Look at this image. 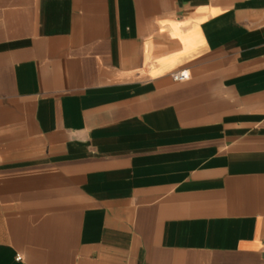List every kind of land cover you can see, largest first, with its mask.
Returning <instances> with one entry per match:
<instances>
[{
  "label": "crops",
  "instance_id": "0c3cea01",
  "mask_svg": "<svg viewBox=\"0 0 264 264\" xmlns=\"http://www.w3.org/2000/svg\"><path fill=\"white\" fill-rule=\"evenodd\" d=\"M263 243L264 0H0V264Z\"/></svg>",
  "mask_w": 264,
  "mask_h": 264
},
{
  "label": "built area",
  "instance_id": "2783aa9c",
  "mask_svg": "<svg viewBox=\"0 0 264 264\" xmlns=\"http://www.w3.org/2000/svg\"><path fill=\"white\" fill-rule=\"evenodd\" d=\"M172 77L176 82H184L189 79V74L186 71H182V72L174 73ZM263 250H264V243H263ZM18 260H21V257H18Z\"/></svg>",
  "mask_w": 264,
  "mask_h": 264
}]
</instances>
